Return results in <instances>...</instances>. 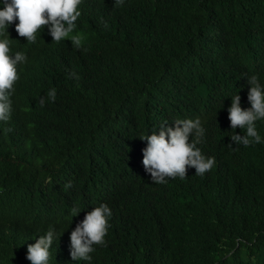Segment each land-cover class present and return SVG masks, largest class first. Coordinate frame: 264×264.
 <instances>
[{
	"label": "trees",
	"instance_id": "trees-1",
	"mask_svg": "<svg viewBox=\"0 0 264 264\" xmlns=\"http://www.w3.org/2000/svg\"><path fill=\"white\" fill-rule=\"evenodd\" d=\"M79 10V46L45 27L13 47L27 63L0 121V264H30L31 239L50 225V264H89L71 261L70 233L100 204L112 216L91 264H264V143H233L227 111L235 93L250 107L252 75L264 82V0H83ZM197 118L213 168L152 183L140 138Z\"/></svg>",
	"mask_w": 264,
	"mask_h": 264
},
{
	"label": "clouds",
	"instance_id": "clouds-1",
	"mask_svg": "<svg viewBox=\"0 0 264 264\" xmlns=\"http://www.w3.org/2000/svg\"><path fill=\"white\" fill-rule=\"evenodd\" d=\"M82 2L83 0H0V121L10 119L11 96L15 91L14 85L20 79L18 69L27 63L24 52L13 50L19 37H24L26 42L35 43L37 33L41 34L46 27L52 41L59 43L70 38L72 43L79 46L83 37L79 33H73L76 32V22L81 17L79 6ZM247 84L250 107L242 110L241 97L235 93L227 109L233 130L229 138L236 145L245 147L264 143L257 126V122L264 121V82L258 75H252ZM47 95L51 101H55L56 89H50ZM43 103L42 99L41 104ZM172 123L173 126L170 127L165 121L140 138L141 143L138 145L145 147L142 151V165L152 183L164 184L168 179L177 177L185 179L187 168H194L195 175L203 176L215 165V157H206L197 147L206 131L200 118L177 119ZM237 127L246 129V134H236ZM72 212L76 216L80 211L73 208ZM111 216L108 204H100L85 214L84 219L70 233L71 261H87L91 264L90 254L95 252V246L105 244L104 238L110 228ZM21 236L26 238L25 233ZM56 239V228L50 225L38 239H31L35 243L28 245L25 258L30 264H50L51 248ZM5 244L0 238V248ZM67 244L66 242L64 245L66 255Z\"/></svg>",
	"mask_w": 264,
	"mask_h": 264
}]
</instances>
